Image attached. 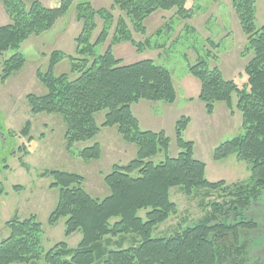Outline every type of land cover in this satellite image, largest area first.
I'll return each mask as SVG.
<instances>
[{"label":"trees","instance_id":"16d2710c","mask_svg":"<svg viewBox=\"0 0 264 264\" xmlns=\"http://www.w3.org/2000/svg\"><path fill=\"white\" fill-rule=\"evenodd\" d=\"M186 1L111 0L110 10L116 7L135 32L144 34L143 22L156 11L175 9L178 19H191L193 10L185 7ZM0 2L10 20L0 26V56L14 51L0 62L3 83L25 63L19 52L21 43L31 35L51 30L73 0H61L55 9L46 8L37 0ZM231 7L246 36L245 53H251L244 68L245 85L238 87L234 81L225 80L216 66L210 67L203 59L189 66L188 74L200 84L197 100L203 104L206 115L211 116L219 103L230 114L235 110L241 115L243 134L214 148L212 159L219 162L234 155L237 161L248 165L250 177L231 184L208 182L205 164L193 156V143L183 140L190 123L188 117L181 116L175 122L179 153L174 158L169 156L170 139L164 131L141 130L132 114V105L141 101L173 105L177 95L171 73L152 60L122 65L114 56L113 45L128 42L137 50L141 47L133 41L122 17L117 19L107 49L95 56L96 45L109 36L112 15L106 9L94 10L89 3L77 5L75 17L82 26L75 39L76 57H66L59 51L50 54L47 71L37 73L46 93L25 98L30 114L60 116L67 151L76 143L94 138L100 127H114L123 142L136 147L135 157L126 165H114L104 176L108 195L102 200L92 198L82 188L84 180L77 174L57 170L43 173L53 180L50 188H58L48 225L55 226L65 219L64 236L68 238L77 232L81 238L75 248L59 242L44 253L43 232L36 216H15L6 222L9 236L0 242V264H34L42 258L45 264H221L216 241L226 235H231L237 256L244 251L238 231L255 229L256 223L241 218L235 224L225 225L216 223L215 218L228 213L241 217L264 190V25L260 29L254 25L255 0H231ZM95 16L102 19L103 25L91 43ZM144 44L150 46L148 40ZM64 58L69 60L70 73L76 75L72 80L67 74H53L56 64ZM232 95L236 96L235 104ZM102 111L104 119L98 127L94 116ZM29 127L25 123L19 134L30 140ZM100 155L97 143L78 153L84 161L98 160ZM23 156L19 157V165L26 168ZM157 156L161 159L155 163ZM172 188H178L187 198H199V205L207 212L190 226L178 225L172 234L152 238L156 227L178 213L170 200ZM140 211H145L144 220L138 215Z\"/></svg>","mask_w":264,"mask_h":264},{"label":"rangeland","instance_id":"374dc122","mask_svg":"<svg viewBox=\"0 0 264 264\" xmlns=\"http://www.w3.org/2000/svg\"><path fill=\"white\" fill-rule=\"evenodd\" d=\"M37 1L46 8L55 9L61 0ZM84 3H89L94 10L110 11L113 18L107 40L94 48L95 56L103 54L107 49L117 19L122 17L133 41L141 47L137 50L128 42L119 43L112 46L114 56L121 60L122 65L152 60L171 73L177 95L175 105L168 108L162 102L141 101L133 109L140 119V128H164L170 139L169 156L174 158L179 153L175 144L174 119L183 113L189 114L191 124L183 133V140L193 143L194 158L205 164L206 180L210 183L225 181L231 184L250 177L248 165L237 161L234 155L219 162L212 159L214 148L243 134L239 112L235 111L233 117L227 116L222 112L220 107L224 104H221L214 115L208 117L202 112V105L196 99L188 108L185 107L186 99L196 98L200 88L199 82L188 74V67L199 59L207 61L210 67L216 66L225 80L234 81L238 87L246 83L244 68L251 53H245L246 36L231 7V0H187L185 7L193 10V16L188 20L178 19L175 9L156 11L143 22L144 34L135 32L129 20L116 7L110 10L111 0H73L69 10L58 19L51 30L40 35H31L21 43L19 52L25 61L23 67L5 82H0V242L9 236L7 221L15 216L24 219L35 215L43 232L44 253L59 242L75 248L81 235L76 232L66 238L65 219H60L55 226L48 225V216L57 203L58 188H50L53 180L42 174L51 170L77 174L84 180L82 188L92 198L102 200L108 195V189L103 182L104 176L110 173L114 165H126L135 157L136 147L123 142L116 128L100 127L105 111L94 116L100 132L91 140L74 144L67 151L62 118L53 114H30L25 99L29 94L41 96L46 93L37 73L47 71L53 51L62 52L66 57H76L75 39L82 26L75 17L76 7ZM9 23V17L0 2V26ZM94 25L91 43H94L102 29L103 22L99 16L94 17ZM254 25L256 29L264 25V0H255ZM146 40L149 41V47L144 44ZM13 54L14 51H7L0 56V62ZM53 74H67L70 80L76 77L70 73V63L65 58L56 64ZM232 101L236 103L235 95H232ZM25 123L30 125V140L19 134ZM95 143L100 146V158L82 160L78 156L79 151ZM25 152L27 155L23 156ZM21 156L26 168L19 165ZM160 159L157 156L153 161L157 163ZM170 200L177 206L178 213L156 227L152 238L168 236L177 230L178 225L190 226L207 212L199 205V198H187L178 188L170 190ZM138 215L144 220L145 211H140ZM241 218L243 221L255 222L256 228L238 231L239 243L245 246L238 256L231 235L218 239L216 243L222 256L220 263L264 264V190L242 212L241 217L228 213L215 219L216 223L232 225ZM34 264L45 262L42 258Z\"/></svg>","mask_w":264,"mask_h":264},{"label":"crops","instance_id":"0c3cea01","mask_svg":"<svg viewBox=\"0 0 264 264\" xmlns=\"http://www.w3.org/2000/svg\"><path fill=\"white\" fill-rule=\"evenodd\" d=\"M198 94H199V91H198ZM198 94H197V96H198ZM197 96H196V98H193V97H188L186 100H187V103L185 104V107L186 108H188V106L192 103H194L195 102V100L194 99H196L197 100ZM177 99V98H176ZM143 102V101H142ZM176 103V102H175ZM175 103L173 104V105H168L169 107L168 108H170V107H173L174 105H175ZM139 104H141V102H139V103H137V104H134V105H132V107H131V111H132V114L134 115V117L137 119V121H138V123H139V127H141V124H140V119L138 118V116H136V114L134 113V111H133V109L135 108V107H137V106H139ZM201 105H202V112H205L204 111V106H203V104L202 103H200ZM200 105V106H201ZM218 106H221V103H219V104H216L215 105V109H214V112H213V114L211 115V116H208V117H212L213 115H214V113L216 112V110H217V108H219ZM223 107H220V108H222L221 110H222V112L225 114V115H227V116H234L235 115V110H233V113L232 114H230V112L228 111V109L225 107V105H222ZM181 116H185V117H188L189 119H190V116H189V114H186V113H183V114H181L180 116H177L175 119H174V122H173V125L175 126V122L178 120V118H180ZM190 124H191V119H190V123H189V125H188V127L190 126ZM149 127V126H148ZM187 127V128H188ZM141 129V128H140ZM142 130V129H141ZM187 130V129H186ZM185 130V131H186ZM144 131H151V132H158V131H164L165 132V130H164V128H162V127H157V128H153V129H150V128H148V129H144ZM185 131H184V133H185Z\"/></svg>","mask_w":264,"mask_h":264}]
</instances>
